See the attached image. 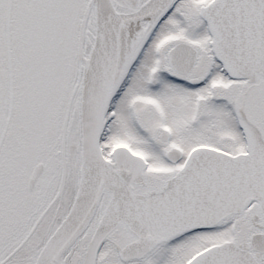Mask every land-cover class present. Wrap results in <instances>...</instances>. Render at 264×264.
<instances>
[{
    "label": "snow or ice",
    "instance_id": "6c2138e0",
    "mask_svg": "<svg viewBox=\"0 0 264 264\" xmlns=\"http://www.w3.org/2000/svg\"><path fill=\"white\" fill-rule=\"evenodd\" d=\"M0 264H264V0H0Z\"/></svg>",
    "mask_w": 264,
    "mask_h": 264
}]
</instances>
